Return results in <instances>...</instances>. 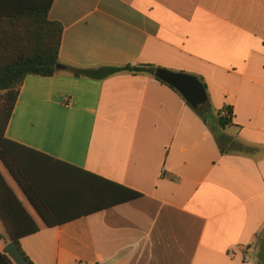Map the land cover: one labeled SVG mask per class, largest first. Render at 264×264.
I'll use <instances>...</instances> for the list:
<instances>
[{"label": "crops", "instance_id": "crops-1", "mask_svg": "<svg viewBox=\"0 0 264 264\" xmlns=\"http://www.w3.org/2000/svg\"><path fill=\"white\" fill-rule=\"evenodd\" d=\"M49 17L64 28L69 70L26 77L5 130L39 154L15 153L35 204L0 159L14 195L0 182L1 212L18 220L19 201L39 229L23 252L34 264H259L264 0H54ZM127 65L202 78L232 125L217 128L218 142L152 76L70 73ZM88 174L143 197L93 213L88 184L101 182ZM10 242L0 219V264Z\"/></svg>", "mask_w": 264, "mask_h": 264}, {"label": "trees", "instance_id": "trees-1", "mask_svg": "<svg viewBox=\"0 0 264 264\" xmlns=\"http://www.w3.org/2000/svg\"><path fill=\"white\" fill-rule=\"evenodd\" d=\"M53 3L54 0H0V94L3 93L0 105V159L34 204L33 190L29 189L25 184V180L28 181L30 173L17 160L15 153L21 152L20 156H25V154L28 155L29 153L39 154L8 140L5 137V130L26 77L49 78L60 72L58 65L60 64L64 28L61 23L52 21L49 17ZM160 69L162 68L154 65H127L92 69L70 68V73L78 78L98 81L124 73L133 76H152L180 94L174 87L157 77L156 72ZM197 78L202 82L207 92L204 80L200 77ZM207 96L208 100L203 110H192L219 142L221 138L217 128L225 129L227 126H231L233 112L230 108H227L226 110L229 114L227 117L223 115V111L214 110L208 92ZM186 105L189 106L188 103ZM208 110L213 113V121L209 120ZM48 159L56 164L63 165L60 161L52 158ZM88 175L101 182L100 184H88L90 187L87 188V194L97 203L93 213L111 209L143 197L138 192L102 178ZM0 182L5 190L14 196L11 189L6 185L1 173ZM17 205L22 212L18 220L13 222L9 216L1 212V209L0 219L6 228L8 237L18 245L28 264H34L23 252L20 240L38 233L39 229L19 201H17ZM27 222L33 224L32 227L31 225H26ZM47 225L48 227H55L59 224L47 222ZM1 258L6 259L7 264H15L8 255H1Z\"/></svg>", "mask_w": 264, "mask_h": 264}, {"label": "water", "instance_id": "water-1", "mask_svg": "<svg viewBox=\"0 0 264 264\" xmlns=\"http://www.w3.org/2000/svg\"><path fill=\"white\" fill-rule=\"evenodd\" d=\"M58 70L67 71L69 68L59 64ZM156 75L161 81L174 87L193 110L200 111L205 108L208 100L207 92L204 85L197 77L166 69L158 70ZM4 254L8 255L15 264H28L20 252L18 245L13 241L7 245ZM257 259L259 264H264V237L259 244Z\"/></svg>", "mask_w": 264, "mask_h": 264}, {"label": "rangeland", "instance_id": "rangeland-1", "mask_svg": "<svg viewBox=\"0 0 264 264\" xmlns=\"http://www.w3.org/2000/svg\"><path fill=\"white\" fill-rule=\"evenodd\" d=\"M1 102H2V94H0V105H1ZM208 112L209 113H207V115H208V117H209V120L210 121H213V119H212V117H213V113H212V111L210 112V110H208ZM212 124H213V122H211ZM218 134H219V136H221L220 135V133H219V131H218ZM113 264V263H112Z\"/></svg>", "mask_w": 264, "mask_h": 264}, {"label": "built area", "instance_id": "built-area-1", "mask_svg": "<svg viewBox=\"0 0 264 264\" xmlns=\"http://www.w3.org/2000/svg\"><path fill=\"white\" fill-rule=\"evenodd\" d=\"M223 115L228 117L229 116L228 111L227 110H223ZM249 260H250L249 257L246 256V261H249Z\"/></svg>", "mask_w": 264, "mask_h": 264}]
</instances>
